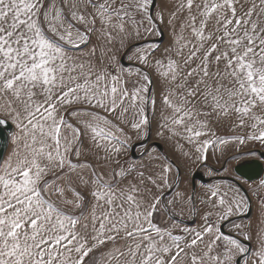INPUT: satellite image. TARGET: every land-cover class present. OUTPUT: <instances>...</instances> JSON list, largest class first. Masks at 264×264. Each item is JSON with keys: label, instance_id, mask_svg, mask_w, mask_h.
I'll use <instances>...</instances> for the list:
<instances>
[{"label": "snow or ice", "instance_id": "obj_1", "mask_svg": "<svg viewBox=\"0 0 264 264\" xmlns=\"http://www.w3.org/2000/svg\"><path fill=\"white\" fill-rule=\"evenodd\" d=\"M257 180L264 0H0V264H264Z\"/></svg>", "mask_w": 264, "mask_h": 264}, {"label": "rangeland", "instance_id": "obj_2", "mask_svg": "<svg viewBox=\"0 0 264 264\" xmlns=\"http://www.w3.org/2000/svg\"><path fill=\"white\" fill-rule=\"evenodd\" d=\"M161 38H163V44L164 45H167L171 39V37L168 35L167 32H165V36L164 37H158V36H152V37H148V39H151V40H156V41H159ZM127 62H131V61H128L126 60ZM131 64V63H130ZM134 67V66H133ZM235 133H233L231 130H229L226 126L225 127H222L218 130V135H222V136H231V135H234ZM163 147V146H162ZM254 148L258 147V145H254L253 146ZM225 150L231 152L232 149L230 148V146H224ZM254 159L253 157H250L249 158V161ZM182 165H183V162H181ZM222 163L223 161L221 162H216L215 160V157H211L210 160H209V164L211 165L212 168H215V169H221L222 168ZM240 163H243V162H240ZM239 164H233L228 172H224V171H220L219 172V175L221 176H224V177H232V176H235V172H234V168L236 166H238ZM198 171H201L206 177H210L208 175V172L206 169H202L200 167H195V168H191L190 171H185L184 172V183H185V180H187V183H183L181 185V190H186L187 192L191 193L193 191V184H192V178L194 177L195 173L198 172ZM193 176V177H192ZM221 181H214L212 183H220ZM195 191L197 193H199L200 195H204L205 196V199L208 198L207 195H205L207 192H208V185L209 184H204L200 181H197L195 183ZM211 184V183H210ZM258 185V180L255 181V182H249L247 184H243V187L245 188V190L247 191L248 193V196L250 197L251 199V203H252V216H251V222L253 225H256L258 223V220L260 218V212H259V205H260V201L262 199H264V191H261L258 189L257 187ZM255 190V191H254ZM245 193V192H244ZM246 193V194H247ZM201 209L204 208L203 205H198ZM246 215V214H245ZM244 215L242 216H237V217H231L229 218V220L231 221H234L236 223H239L241 221H243L244 223H247L248 222V219H244L243 218ZM159 219V218H158ZM185 223H187L189 226H193L194 224L196 226H199V223L200 221H193L187 214V210H185V215L183 217ZM160 222L162 223V220H160ZM195 222V223H194ZM227 221H224L222 222L225 223ZM191 223H194L193 225H191ZM221 224V225H222ZM220 225V227H221ZM226 231L229 232V233H232L233 232V226L231 223H228L227 227H226ZM234 234V233H233Z\"/></svg>", "mask_w": 264, "mask_h": 264}, {"label": "water", "instance_id": "obj_3", "mask_svg": "<svg viewBox=\"0 0 264 264\" xmlns=\"http://www.w3.org/2000/svg\"><path fill=\"white\" fill-rule=\"evenodd\" d=\"M160 40H163V38H161ZM159 40V41H160ZM122 63H124L125 64V66H130L131 64L129 63V62H127L126 60H122ZM253 160V159H252ZM252 160H250L249 162H251ZM239 166V165H238ZM237 167V166H236ZM235 167V168H236ZM235 170V169H234ZM254 171H259L258 169H256V170H250V169H248V168H245V169H243V172L246 174V175H249V174H254ZM236 173V172H235ZM229 178H231V177H229ZM213 179H211V178H206V176L201 172V171H198V172H196L195 173V175H194V177H193V181H195V183L197 182V181H200V182H202V183H204V184H209V183H211V181H212ZM243 189H244V192L245 193H247V191L245 190V188L243 187ZM247 195H248V193H247ZM252 216V211H251V213L250 214H246V215H244L243 216V218L244 219H248V216ZM195 223V222H194ZM194 223H191V225H193ZM228 223H229V221H227V222H225V223H223L222 225H221V229H222V231L223 232H225V233H229V232H227L226 231V227H227V225H228Z\"/></svg>", "mask_w": 264, "mask_h": 264}, {"label": "crops", "instance_id": "obj_4", "mask_svg": "<svg viewBox=\"0 0 264 264\" xmlns=\"http://www.w3.org/2000/svg\"><path fill=\"white\" fill-rule=\"evenodd\" d=\"M129 63H131L132 66H136L134 61H131V62H129ZM130 79L135 80V77H131ZM153 143H159V141H157V140H153ZM163 148H164V150H165L166 152L169 151L167 145H163ZM192 177H193V176H192ZM220 177H221V175H219L218 177H209V178L213 179V180L211 181V183H212V182H214V181H220ZM207 178H208V177H207ZM192 181H193V178H192ZM185 183H187V180H185ZM185 183H184V184H185ZM192 184H193V182H192ZM209 184H210V183H209ZM195 185H196V184H195ZM193 187H194V186H193Z\"/></svg>", "mask_w": 264, "mask_h": 264}]
</instances>
